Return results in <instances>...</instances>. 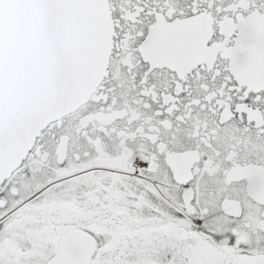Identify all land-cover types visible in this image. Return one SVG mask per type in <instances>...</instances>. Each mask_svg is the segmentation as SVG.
I'll list each match as a JSON object with an SVG mask.
<instances>
[{"label": "snow or ice", "instance_id": "obj_1", "mask_svg": "<svg viewBox=\"0 0 264 264\" xmlns=\"http://www.w3.org/2000/svg\"><path fill=\"white\" fill-rule=\"evenodd\" d=\"M0 264H264V0H0Z\"/></svg>", "mask_w": 264, "mask_h": 264}]
</instances>
